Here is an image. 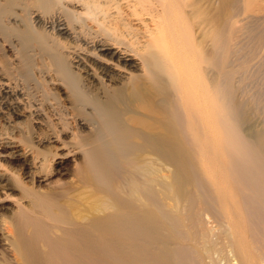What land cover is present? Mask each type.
Masks as SVG:
<instances>
[{
    "label": "bare ground",
    "instance_id": "bare-ground-1",
    "mask_svg": "<svg viewBox=\"0 0 264 264\" xmlns=\"http://www.w3.org/2000/svg\"><path fill=\"white\" fill-rule=\"evenodd\" d=\"M0 264H264V0H0Z\"/></svg>",
    "mask_w": 264,
    "mask_h": 264
},
{
    "label": "rangeland",
    "instance_id": "rangeland-1",
    "mask_svg": "<svg viewBox=\"0 0 264 264\" xmlns=\"http://www.w3.org/2000/svg\"><path fill=\"white\" fill-rule=\"evenodd\" d=\"M70 165H68L69 167ZM55 179V178H54ZM58 180L62 181V182H66L67 184H69V179L67 177H63V178H59L58 177Z\"/></svg>",
    "mask_w": 264,
    "mask_h": 264
}]
</instances>
